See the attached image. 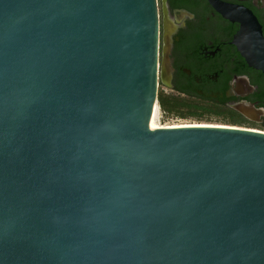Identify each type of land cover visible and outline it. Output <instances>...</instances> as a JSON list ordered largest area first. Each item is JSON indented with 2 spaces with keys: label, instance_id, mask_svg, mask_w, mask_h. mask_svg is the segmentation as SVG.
<instances>
[{
  "label": "water",
  "instance_id": "95a60500",
  "mask_svg": "<svg viewBox=\"0 0 264 264\" xmlns=\"http://www.w3.org/2000/svg\"><path fill=\"white\" fill-rule=\"evenodd\" d=\"M158 61L157 0H0V264H264V131L153 128Z\"/></svg>",
  "mask_w": 264,
  "mask_h": 264
},
{
  "label": "flooded vegetation",
  "instance_id": "af4514ba",
  "mask_svg": "<svg viewBox=\"0 0 264 264\" xmlns=\"http://www.w3.org/2000/svg\"><path fill=\"white\" fill-rule=\"evenodd\" d=\"M157 8L159 93L264 109V73L236 44L246 15L264 36V0H157Z\"/></svg>",
  "mask_w": 264,
  "mask_h": 264
},
{
  "label": "trees",
  "instance_id": "16d2710c",
  "mask_svg": "<svg viewBox=\"0 0 264 264\" xmlns=\"http://www.w3.org/2000/svg\"><path fill=\"white\" fill-rule=\"evenodd\" d=\"M159 104L161 110L168 115H174L181 119L197 118L198 120L221 118L225 125L242 127L251 125L254 129L264 131V117L260 124L252 123L236 112L226 103L206 102L189 97L174 96L159 93Z\"/></svg>",
  "mask_w": 264,
  "mask_h": 264
},
{
  "label": "rangeland",
  "instance_id": "374dc122",
  "mask_svg": "<svg viewBox=\"0 0 264 264\" xmlns=\"http://www.w3.org/2000/svg\"><path fill=\"white\" fill-rule=\"evenodd\" d=\"M156 123L159 126H178V125H188V124H200V125H225L221 118L211 117L210 119L198 120L197 118H189V119H181L179 117H175L174 115L165 114L161 108H159V115L157 117ZM231 126V125H227ZM238 127V126H237ZM244 128L254 129L251 125L242 126ZM260 130V129H259Z\"/></svg>",
  "mask_w": 264,
  "mask_h": 264
},
{
  "label": "bare ground",
  "instance_id": "6f19581e",
  "mask_svg": "<svg viewBox=\"0 0 264 264\" xmlns=\"http://www.w3.org/2000/svg\"><path fill=\"white\" fill-rule=\"evenodd\" d=\"M158 115H159V108L156 107V108H155L154 115H153V121H152V127H153V128H156V127H162V126H159V125L156 123ZM189 125H193V124H188V125L184 124V125H178V126H189ZM196 125H200V124H196ZM163 127H176V126H163Z\"/></svg>",
  "mask_w": 264,
  "mask_h": 264
}]
</instances>
